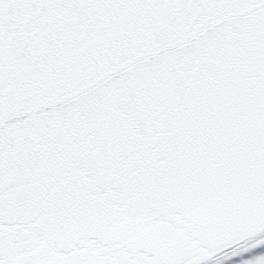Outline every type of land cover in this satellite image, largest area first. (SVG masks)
Listing matches in <instances>:
<instances>
[{
	"label": "snow or ice",
	"instance_id": "1",
	"mask_svg": "<svg viewBox=\"0 0 264 264\" xmlns=\"http://www.w3.org/2000/svg\"><path fill=\"white\" fill-rule=\"evenodd\" d=\"M0 264H264V0H0Z\"/></svg>",
	"mask_w": 264,
	"mask_h": 264
}]
</instances>
